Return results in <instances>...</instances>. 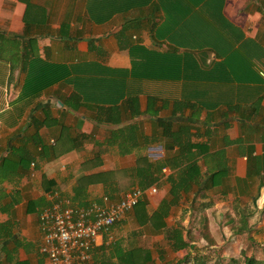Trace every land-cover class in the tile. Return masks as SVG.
Instances as JSON below:
<instances>
[{
	"label": "crops",
	"instance_id": "obj_1",
	"mask_svg": "<svg viewBox=\"0 0 264 264\" xmlns=\"http://www.w3.org/2000/svg\"><path fill=\"white\" fill-rule=\"evenodd\" d=\"M169 3L0 0V264H46L39 252L38 214L51 204L52 191L85 205L106 192L118 200L141 179L156 189L154 194L146 189L148 213L164 200H176L164 229L178 230L184 220L196 231L203 229L200 238L214 244L211 231L217 225L256 245L250 233L264 232V82H259L264 0ZM164 7L173 8L172 13ZM168 19L177 26L153 28ZM181 27L188 50L166 41L174 40V29L179 34ZM132 46L178 57L189 53L202 70L224 61L221 72L242 74L207 96L192 84L183 90L174 82L170 97L162 93L153 99L142 91L148 94L163 82L131 76ZM105 72L110 76L103 78ZM91 79L145 83L139 94L124 90L117 107L107 106L108 113L100 115L77 91V85ZM260 85L262 91L253 89ZM61 126L69 127L72 136L91 138L71 149L69 140L58 141ZM140 158L145 162H137ZM64 168L67 176L59 173ZM138 168L147 169L146 179L137 176ZM116 170L129 178L78 189L80 178ZM46 181H53L48 191ZM164 229L152 235L153 243L160 236L163 240ZM105 240L88 264L94 263L97 248L108 245Z\"/></svg>",
	"mask_w": 264,
	"mask_h": 264
},
{
	"label": "trees",
	"instance_id": "obj_2",
	"mask_svg": "<svg viewBox=\"0 0 264 264\" xmlns=\"http://www.w3.org/2000/svg\"><path fill=\"white\" fill-rule=\"evenodd\" d=\"M171 3H179L183 4L188 2V0H169ZM165 12L172 13L173 8L171 7H164ZM154 13L155 8H154ZM175 11H178V7L175 8ZM175 21L168 19L167 21L161 22L160 24H152L153 28L160 29L162 27L169 26V24L172 27H176L177 24L174 23ZM177 22V19H176ZM185 34V31H182V27L180 28V32L178 34V29H174V40L168 39L169 43H178L179 47L184 48L185 50H188V41L186 38L182 37V35ZM162 35L164 33L160 30V32H157V36H159V39L162 38ZM179 40V41H178ZM190 52V51H189ZM129 54L132 57V69L130 71V74L132 77L140 78L142 77L146 81H157L160 80L163 83H161V86L157 87H151V91L147 94L146 90L143 92V87L141 84H144L145 82H123V83H117L110 84L111 82H100L95 81L94 79H91L90 82H82L81 85H77V91L80 96L84 98L85 101H89L95 104V108L98 107L100 115L108 113L107 106L109 107H117V102L124 97L125 93L124 90H128V95L132 96L133 94H139L142 93L145 95H151L153 96V99H157V96L159 94L165 93V96H171L173 94L172 88L170 86H173L174 82H179L181 84V88L186 90L187 86L192 84L193 86H196V90L203 95H208L209 92L216 93L220 89V85L222 82H233L236 75L241 76V72H238V70L231 71L230 73H225L224 71L219 70V66L225 65V62L222 61L221 63H213V65H210L209 68L206 70H202L201 68L198 69L196 65L193 64L192 57L193 55H189V53H185L183 57H178L174 52H155L145 49V47L141 46H132L129 49ZM189 63V64H188ZM107 72H110L111 70H106ZM222 74H221V73ZM103 78H107V76H110L109 73H104ZM91 78V77H90ZM190 81V82H189ZM206 82V83H205ZM259 82H263L262 79L259 80ZM71 83V82H70ZM152 83V82H149ZM226 85H229V83H224ZM264 86V83L263 85ZM262 86L259 87L256 86L253 89H258L262 91ZM184 96H187V94ZM210 96H215L212 93H210ZM81 98V97H80ZM185 98V97H184ZM188 100H191L190 98H185ZM209 102V101H208ZM204 102L201 101L200 104L205 106H213L215 107L217 105L216 102ZM109 108V109H111ZM97 109V110H98ZM99 117V116H98ZM94 119V118H93ZM100 120V119H99ZM106 120V119H105ZM97 121V120H96ZM39 126H42L41 124ZM69 127L67 126H61L60 134H59V140L65 139L66 141L69 140L71 149L78 148L81 143L85 141V139H88L91 136H85L83 134H78L77 136H72V134L69 133ZM69 136V138H68ZM88 137V138H87ZM114 138V137H112ZM81 140L80 143L78 141ZM32 141V139H31ZM37 144H40L39 141ZM96 158L98 155L95 156ZM137 162H145L144 158H140L137 160ZM149 168H152L150 166ZM147 169L138 168L137 173L139 175L137 176H145L143 173ZM149 170H155V169H149ZM143 174V175H142ZM123 177H126L123 172L120 173V170L116 171H103L99 172L97 174L88 175L80 178L77 180V186L78 189H86L89 185H95L97 183H106L110 180H119ZM129 177H126V180ZM119 182V181H118ZM141 182V181H140ZM151 184V183H148ZM122 184L120 183V186ZM53 186V181H46L43 185V188L48 191L51 189L50 187ZM129 190V189H128ZM55 192L59 191H52L51 196ZM126 192V191H125ZM60 193V192H59ZM58 195L60 197H63L62 194ZM78 195V193H76ZM76 198V197H75ZM75 198H71L73 201ZM116 201V200H115ZM176 200L174 198H171L169 200H164L160 203V206L157 210L153 211L152 213L147 212L146 204L147 201L142 200L133 210L129 213L132 217L135 223L137 224L138 228L141 229H147L151 235H155L157 233H160L162 229L165 227V218L168 215V212L170 208L174 205ZM48 204L47 206H49ZM45 206V207H47ZM43 209V208H42ZM41 211V210H40ZM245 216L242 215V218ZM118 224V223H117ZM243 226L240 228V232L245 229V223H242ZM116 225V224H115ZM114 225V226H115ZM113 226V227H114ZM112 227V228H113ZM112 230V229H111ZM173 234H169L166 237V240L168 241V245L172 250H181V249H187L188 244L183 239V236L181 232L177 229H173ZM203 229L200 230L201 235L203 234ZM102 249H110L111 256H109L108 263L104 261L98 262V252ZM94 249L91 252V255L94 253ZM243 256L242 264H264V260H258L253 255L247 256L246 253H243L242 251L239 253ZM111 258H113V262H111ZM93 264H152L153 263V255L151 249H145L139 246H134L128 249H121L120 244L117 242L113 243L110 242L108 245H103L97 248L95 253V258ZM239 259L236 258H230L228 260V264H240Z\"/></svg>",
	"mask_w": 264,
	"mask_h": 264
},
{
	"label": "built area",
	"instance_id": "obj_3",
	"mask_svg": "<svg viewBox=\"0 0 264 264\" xmlns=\"http://www.w3.org/2000/svg\"><path fill=\"white\" fill-rule=\"evenodd\" d=\"M259 75L264 82V69ZM148 191L154 194L156 189ZM146 192L133 187L116 201L105 195L100 201L85 205L71 202L55 192L51 204L38 214L42 235L39 252L45 257L46 264H88L91 252L100 240L106 237L107 244L112 242V227L143 200Z\"/></svg>",
	"mask_w": 264,
	"mask_h": 264
},
{
	"label": "rangeland",
	"instance_id": "obj_4",
	"mask_svg": "<svg viewBox=\"0 0 264 264\" xmlns=\"http://www.w3.org/2000/svg\"><path fill=\"white\" fill-rule=\"evenodd\" d=\"M50 144L53 145L54 140L53 143L50 142ZM138 154L139 152H135L134 157H139ZM59 173L63 176H67L68 174L65 168ZM143 179H146L145 176ZM148 183L150 182L141 179L138 181V185L134 187H139L143 190H146L147 188H154L151 186L152 183ZM106 194L109 196L108 192H106ZM64 196L65 197L63 198L71 202H80L79 198H75L73 201L71 196ZM233 217L234 216H231V218ZM125 219V221L122 220L112 228L111 234L113 236V243L117 242L120 244L121 249H128L134 246H153L152 255L154 261L152 264H228V260L230 258L239 259L240 264H242L243 256L239 254L241 251L246 253L247 256L253 255L258 260H264V232L262 231L250 233L251 237L255 238L254 243L256 245L253 246L248 241L250 238H247V236H233V232L231 231L223 233L222 228L214 225V229L211 231L212 240L214 242V244H212L211 242H207L200 238V230L196 231L197 226L195 224L190 223L185 225L184 220H182V222L178 224V230L181 232L183 239L188 244V248L172 250L168 245L166 237L169 234H173L174 227L169 226L168 229H164L163 236L165 237H163V240L160 236L156 239L158 241L153 243L152 241L155 240L156 237L152 236L147 229L138 228L130 214L127 215ZM253 220L255 221V219ZM234 227L237 226L234 225ZM178 230L176 232H178ZM103 239H106L105 241H107L106 237H103L101 240L103 241ZM110 253H113L110 252V249H102L99 251L98 262L100 260L108 263L110 258L109 256H111ZM113 261V258H111V262Z\"/></svg>",
	"mask_w": 264,
	"mask_h": 264
}]
</instances>
